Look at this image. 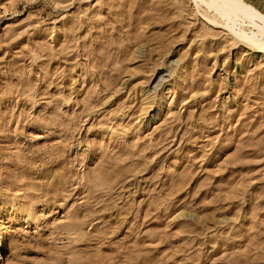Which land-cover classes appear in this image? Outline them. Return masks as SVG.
Listing matches in <instances>:
<instances>
[{
	"label": "rangeland",
	"instance_id": "374dc122",
	"mask_svg": "<svg viewBox=\"0 0 264 264\" xmlns=\"http://www.w3.org/2000/svg\"><path fill=\"white\" fill-rule=\"evenodd\" d=\"M237 31L0 0V264H264V36Z\"/></svg>",
	"mask_w": 264,
	"mask_h": 264
},
{
	"label": "bare ground",
	"instance_id": "6f19581e",
	"mask_svg": "<svg viewBox=\"0 0 264 264\" xmlns=\"http://www.w3.org/2000/svg\"><path fill=\"white\" fill-rule=\"evenodd\" d=\"M202 1L207 3L208 7L215 11V14L226 19L228 25L236 26L238 34L248 35L249 32L247 33L245 29L250 28L251 34L249 35L256 38L264 36V13L256 8L255 12H251L250 9L254 7L247 0H243V3L239 5H227L218 2V0Z\"/></svg>",
	"mask_w": 264,
	"mask_h": 264
},
{
	"label": "snow or ice",
	"instance_id": "6c2138e0",
	"mask_svg": "<svg viewBox=\"0 0 264 264\" xmlns=\"http://www.w3.org/2000/svg\"><path fill=\"white\" fill-rule=\"evenodd\" d=\"M218 2L223 3V4H227V5H239V4L243 3V0H218ZM250 10H251V12L256 11L255 8H251Z\"/></svg>",
	"mask_w": 264,
	"mask_h": 264
}]
</instances>
